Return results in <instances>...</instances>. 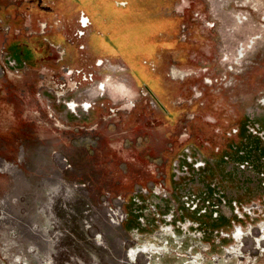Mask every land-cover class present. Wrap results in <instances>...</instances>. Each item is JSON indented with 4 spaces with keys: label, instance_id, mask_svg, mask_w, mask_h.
Wrapping results in <instances>:
<instances>
[{
    "label": "rangeland",
    "instance_id": "obj_1",
    "mask_svg": "<svg viewBox=\"0 0 264 264\" xmlns=\"http://www.w3.org/2000/svg\"><path fill=\"white\" fill-rule=\"evenodd\" d=\"M0 27L201 250L264 226V0H0ZM0 264H31L1 217Z\"/></svg>",
    "mask_w": 264,
    "mask_h": 264
},
{
    "label": "water",
    "instance_id": "obj_2",
    "mask_svg": "<svg viewBox=\"0 0 264 264\" xmlns=\"http://www.w3.org/2000/svg\"><path fill=\"white\" fill-rule=\"evenodd\" d=\"M0 217L31 264H264V226L201 250L28 75L1 27Z\"/></svg>",
    "mask_w": 264,
    "mask_h": 264
},
{
    "label": "crops",
    "instance_id": "obj_3",
    "mask_svg": "<svg viewBox=\"0 0 264 264\" xmlns=\"http://www.w3.org/2000/svg\"><path fill=\"white\" fill-rule=\"evenodd\" d=\"M77 4V3H76ZM78 5V4H77ZM78 7H79V5H78ZM80 8V7H79ZM81 10H82V12H84L85 11V9H82V8H80ZM86 12V11H85ZM88 14V13H87ZM91 20L93 19L92 18V16L91 15H89L88 16ZM105 19L106 17H102V19ZM107 18H110V17H107ZM111 19V18H110ZM90 20V22H92ZM94 20V19H93ZM89 20H88V18L87 17H85V16H82V18H81V22L82 23H87ZM106 23V22H105ZM92 24H93V22H92ZM95 26L97 25V23L96 24H94ZM111 29L112 28H108V29H103V28H101L99 31L98 30H94V31H91L90 33H95V35H97V36H99V38H102V39H107V42H104V45H107V47L109 46L110 48H111V51H110V53H113L114 52V50L115 49H117V46L114 44V43H112L113 41H112V39H113V37H115V34L113 35V32L111 31ZM90 39H91V37H90ZM97 42V41H96ZM102 44H103V42H102ZM118 50V49H117ZM116 51V50H115ZM117 52V51H116Z\"/></svg>",
    "mask_w": 264,
    "mask_h": 264
},
{
    "label": "trees",
    "instance_id": "obj_4",
    "mask_svg": "<svg viewBox=\"0 0 264 264\" xmlns=\"http://www.w3.org/2000/svg\"><path fill=\"white\" fill-rule=\"evenodd\" d=\"M113 41V40H112ZM113 43L116 45V43L113 41Z\"/></svg>",
    "mask_w": 264,
    "mask_h": 264
}]
</instances>
